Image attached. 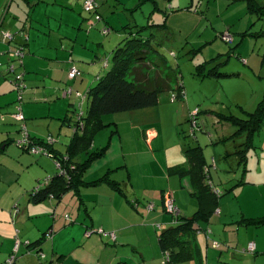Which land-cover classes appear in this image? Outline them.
<instances>
[{"label":"crops","instance_id":"obj_1","mask_svg":"<svg viewBox=\"0 0 264 264\" xmlns=\"http://www.w3.org/2000/svg\"><path fill=\"white\" fill-rule=\"evenodd\" d=\"M84 1L0 0V15L5 7V15H2L0 19V30L6 28L7 33L13 37L12 42H9L11 37L7 36V46L4 43V45L0 44V57L14 50L12 45L15 43L17 46H24L25 54L22 62L9 55L11 59L8 61V67L14 64L16 74L24 77V84L26 86L28 84L29 88L35 87L27 97L26 103H23L17 111L14 107L16 96L12 94L15 93L13 88L8 82L0 87V123L3 125L0 127V264L15 253L18 239L26 245L23 244L18 249L17 255L23 256L22 258L19 256L21 259L17 264H52L59 260L57 264H162L164 252L160 243L162 233L159 230L171 229L177 222L174 216L164 208L163 198L166 199L167 193L172 195L169 191H173L172 198L182 217L193 218L201 208L197 190L189 174L191 163L186 155L187 148L186 151L183 149V154L179 153L172 160H169L166 152H163L165 158L162 163L157 160L162 170L161 175H149L144 160L148 154H153L151 148L160 137L157 127L144 128L140 124H131L151 152L150 150L126 151L124 147L128 148V143L124 142L121 134L120 144L124 147L121 146L119 151L114 152L111 140L120 133L118 124L115 123L116 128L112 131L108 145L98 148L94 141L90 152L106 148L105 154L89 164L80 175L77 185L66 191L62 197L50 195L35 202L30 196L31 190L42 185L44 179L57 176L58 165L47 155H45L47 157L32 156L24 150L14 149L11 144L16 138L13 141L14 137L10 134L13 128L10 122L20 113L25 116L24 120L58 119L61 126H67L70 132L66 141L60 139L59 144L54 141L53 151L58 157H67L69 146L76 134L72 125L77 119V113H73L74 110L71 111L66 103L58 114L55 113L57 109L53 113H44L39 110L46 108L44 105L53 98L57 99L55 104H59L58 100L62 96V91L68 89L70 85L76 89L70 86L69 91L65 92L68 94L71 91L70 94L73 95L74 92L79 94L85 91L87 84L86 97L89 99L88 93L94 86L96 78L103 76L105 65L108 64L109 68L112 64L113 52L123 39L120 33L124 32L125 27L135 24L140 26L166 24L171 44L174 42L183 45L192 44L194 49L204 52L206 51L204 46L215 44L216 33L217 35L223 33L225 26L226 30L233 34L231 29L238 19V10L234 8V5L240 1H247L246 14L250 15L252 20L242 32H237V35L242 41L247 38L259 40L251 36L242 37V35L264 30V21L250 13L248 0H223L226 3V8L223 10L217 7L220 3L218 0H155V3L145 2V0H95L99 7L98 12L103 17V22L97 25L94 22L95 17L85 13ZM9 2L11 4L7 7ZM147 4L152 5V10L149 14L142 15L144 21L141 22L135 14L143 12L142 9ZM6 8H8L7 11ZM253 16L256 18L253 19ZM241 18L243 17H239ZM103 25L116 34L103 36L100 33ZM200 26H202V32L198 35L210 33L207 31L209 28L215 31V35L200 42L196 34ZM109 52L111 60L109 57L106 58ZM218 53L219 55L209 60L218 62L219 58L224 56L222 51ZM104 58L107 60L103 66L101 62ZM1 59L5 62L4 57ZM14 60L16 62L11 63ZM246 63L251 64L248 60ZM6 64L5 62L0 66V82L1 76L6 77L9 72V68L4 67ZM73 69L79 70L81 77L72 79L70 73ZM78 97L81 96L78 95ZM69 101L72 102L68 105L74 104V99ZM253 112L255 111L250 113ZM112 124L114 123L106 125ZM26 126L27 123L22 127L26 130ZM50 126L51 124L49 129ZM259 132L254 134L251 142L254 148H256L254 137ZM26 134L34 140L49 141L55 138L54 133L47 139L43 133L28 132ZM160 148L158 150L162 151L163 145ZM256 153L264 154L257 150ZM249 154L247 157L245 155L244 160L240 158L239 162H236L237 169L241 168L244 176L249 171L246 166ZM153 156L155 155L153 154L152 158ZM227 156L228 154L225 155L226 161ZM204 157L207 165L212 167V178L209 181L217 186L222 184L225 194L220 201V213L215 212L207 220L199 223L202 230L198 231L195 243L200 249L201 264L232 263L231 260L235 256L230 255V251L234 248L220 246L223 243H229L227 227L235 223L239 224V237L241 236L245 241L249 236L250 242L254 243H252L253 252L255 258L259 259L261 255L264 256V223L247 225L244 220L256 223L264 220V216H246L243 214L244 209L239 212L236 205L243 204L244 200L247 202L245 195L252 191L253 187L249 184L253 182L244 178L236 179V182L238 180L236 185L235 183H231L232 186L226 185L227 181L221 178V171L216 169L217 171L213 172L215 167L210 164L205 153ZM261 157L262 159L258 161L259 168L264 164V156ZM87 159V155L82 152L74 161L83 163ZM231 163L234 165L232 160ZM214 177L220 182L214 181ZM106 178L108 183L93 184ZM163 179L166 182L165 192H156L155 190L164 186ZM259 179L264 181V174ZM148 180L151 181L148 182ZM255 182L258 180L256 179ZM237 185H240L239 189L235 190ZM24 194L27 196V203L21 200ZM146 196L149 199H146ZM147 200H150L152 210L146 209ZM18 201L19 203L15 206ZM226 205H229V209ZM16 207L20 210V215L16 217L15 230L11 222H13L12 215L15 213L13 208ZM65 217L73 222L69 223ZM240 217L242 220H239ZM155 224H159L158 228L161 229L156 228ZM241 226L244 227L241 228ZM51 230L54 233L52 244L45 243V236ZM208 231L211 232L209 242L204 234ZM249 232L250 235H248ZM210 242L214 243V247ZM108 244H114L115 250L107 248ZM28 251L31 253L28 254ZM103 256H105L104 259ZM173 264H198V262L189 260Z\"/></svg>","mask_w":264,"mask_h":264},{"label":"rangeland","instance_id":"obj_2","mask_svg":"<svg viewBox=\"0 0 264 264\" xmlns=\"http://www.w3.org/2000/svg\"><path fill=\"white\" fill-rule=\"evenodd\" d=\"M218 2L220 3L217 5V7H219L221 10L226 8V3L223 0H218ZM240 3H236L234 5V8L238 10L237 13L239 16L237 15L238 19L235 22L236 24L234 27L236 28L232 27L231 29L233 34H231L229 30H226V26L224 27L225 31L222 33L223 36L228 34L235 36L233 37L234 40L231 43H228L224 37H221V34L217 35L216 33L215 44L204 46V49L206 51L200 53L198 52L195 55L194 60H192L189 55L185 54L193 49V47L191 46L192 44L183 45L179 44L178 42H174L171 44V46L169 45V49H172L177 53V57H170V61L174 66H179L180 68V83L184 86L185 89V97L183 99L174 100L175 93L165 92L160 95L159 104L157 107L107 115L104 117L105 123L114 124L100 131L96 135L95 142L97 145L96 147L98 148L108 145L111 139L112 131H114L116 128V123L118 124L117 126L120 133L117 135L114 134L115 136L111 140L112 151H119L120 147L123 146L120 144V134L122 135L124 142L128 143V148H125L123 146L126 151L150 150L145 145L144 140L139 137L138 131L133 130L131 124H140L144 128L151 126L157 127V132L159 133L160 137L151 148V150L153 149L152 152L155 155L153 156L154 158H152V153V155L148 154V157L145 160L144 157L141 156L142 160H144V162L147 164V173L149 175H161L162 170L160 168V165L158 164V161L162 163V161L164 160L165 154L163 152H166L167 158L169 160H172L176 158L179 153L183 154V149L186 151V148L188 147L195 148L201 146L203 149V153H205L208 160H210V164L215 167L213 172L217 171L216 169H219L221 171V178L227 181L226 185L230 184V186H232L231 183H235L236 185L238 183V180L236 182V179L243 180L244 178L249 182H253L252 184H249L250 187H253L252 191L245 195L248 203L244 200L243 204L239 205V203H237L236 205L239 212L241 209H244V215L259 217L264 216V181H260L259 179V177L264 174V164L261 168H259L258 161L262 159L261 156H264V154H257L256 150L259 152L262 151V153H264V127L254 137L256 148L253 147V144H251L250 149L244 148L246 150V157L250 153L248 165H246L247 168H249V171L244 176L241 168L239 167L240 169H237L236 167V162H239L240 160V155H237V151L241 148L240 145L244 143V138H241L239 135H235V133L237 132L236 127H234L231 123L224 121L222 116L220 115H235L238 118L246 120L248 116L247 113L255 111L257 105H259V103L264 98V39L255 40L247 38L242 41L241 37L237 35V32H242L243 29H245L252 20L251 16L246 14L247 1H240ZM10 4L11 2H9L7 7H9ZM4 8L0 15V19L5 15ZM7 10L8 8H6V11ZM142 10L143 12H137L135 14V16L139 18V21L141 22L144 21V16L142 15L149 14V12L152 10V5H145ZM85 13L89 15L91 14L86 11ZM93 17H95L94 22L96 23V25L103 22V20L96 19L97 15H93ZM239 17L243 18L239 19ZM254 18L256 17L253 16V19ZM3 29L4 30L0 31V44H5V46H7L8 40L5 38V35L9 33H7L6 28ZM104 29L105 25L102 26V30L100 31L103 36L108 37L109 35L112 36L116 34L115 32H111L109 35H105L103 33ZM218 29L221 30L220 28ZM207 31H209L210 33L207 32L206 34L204 33L201 36L198 34L202 32V26L197 28L196 34L200 42L210 39L215 35V31L212 28H209ZM210 47L212 49H208ZM217 51H222V53H224V56L222 55V57L219 58L218 62L214 61L217 63H221L220 67L218 66V72L231 76L226 78L214 76L209 77L207 76V74L210 70H201V72L205 74H198L196 68V66H198L197 64L203 63V61H206L207 59L209 60L212 57L219 55ZM228 53H230L231 55L228 56ZM239 54L240 56H238ZM1 57H4L5 62L7 63V66L4 65V67L8 69V61L11 58L8 54L1 55ZM1 57L0 63L4 64L5 62H3ZM108 57L109 59L111 58L110 52L108 53L106 58ZM245 59H247L251 64L248 65L246 63L247 60ZM106 60L107 59L105 58L104 60H102L101 63L103 66L105 65ZM214 62L210 63L212 64L210 67L213 69L216 66L215 65L214 67H212ZM210 67L209 69H211ZM203 69L206 68L204 67ZM1 77L0 87L6 84L5 82H8L15 92L12 94H14V97L16 96L14 107L17 111L23 106V103H26L27 97L35 87L29 88L27 84L26 89L23 90V93L20 96L19 93L15 90L12 82L14 74L8 73L6 77ZM90 79L93 80L92 77H90ZM70 86H68V89L62 91V96H60V99L58 100L59 104L56 105L55 103L57 99L53 98L46 105H44L46 106V108L44 107L39 111L44 113H53L57 109V112L55 113L58 114L60 111H62L61 108L63 104L66 103L67 106L71 108V111L74 110L73 113H77V115H87L91 102V100L87 99L86 97L87 84L85 86V91L79 94L78 92H74L73 95L69 93L66 94L65 92L69 91L71 87L74 88L73 86ZM78 95H80L81 97L79 98ZM72 99H74V104L68 105L69 102H72L69 100ZM13 121L10 122V126H12L13 128L10 134L14 137L13 141L16 138L14 143L12 142L11 144L14 149L22 150L19 142L23 141L25 134L28 132H34L35 134L43 133L45 134L46 139L50 136V134L54 133L53 135L55 136V138L53 141H57V144L60 143V139L66 141L70 132V129L67 126H61V123L58 122V119L55 118L17 121L16 119H13ZM26 123L27 131L23 130L22 127ZM49 124H51L50 129ZM0 127H3L2 123H0ZM162 145V151L158 150V148L162 147ZM164 147L166 149H164ZM226 154H228L227 161L225 158ZM43 157L47 156L43 155ZM231 160L234 162V165H232ZM256 179L258 180V182H255ZM150 181L151 180H148V182ZM214 181L220 182L218 178L215 177ZM162 182H164L162 184L164 186L159 190H155L156 192H165L166 182L164 179ZM220 185L224 189V186L222 184ZM239 186L240 185L235 186V190L239 189ZM225 187L228 188V186ZM20 191L22 194V189H20ZM169 192L173 196L174 192L171 190ZM146 199L149 198L147 197ZM21 200L23 201V203H27V196L25 194L22 195ZM18 203L19 201L16 202L15 206ZM150 204V200H147L145 204L147 210H152L150 209ZM226 208L229 209V205H226ZM13 209L15 215H12L13 222H11V225H13L16 230V217L20 215V210L18 209V207ZM218 213H220V211ZM240 219L241 217L239 218V220ZM66 220H69V223L73 222V220H71L70 218H66ZM158 225L155 224V227L158 228ZM243 227L244 226H241V228ZM238 229L239 224L237 223L229 225V227H227V241L229 243H223V245L221 244L220 246H225L226 248H230L231 246L234 248L230 251V255L233 254V256H235L234 259L231 260V264H264V256L261 255L259 259L255 258L253 252L254 250L251 251L249 249L250 244H252L253 242H250L251 239L249 238V236H247L245 241L241 236L239 237ZM243 230L245 231V229ZM159 231L160 233H162L163 231H165V229L162 228ZM52 233L53 230H51L50 233L45 236V243L52 244L51 241L54 237V233L53 235ZM210 233V231L204 233L208 242L211 240L208 239L211 235ZM217 233L218 232L216 230V234ZM250 234L251 233L249 232L248 235ZM213 241L214 240L212 239V242ZM212 242H210V244L214 247V243ZM23 244L25 243H21V240L18 239L16 242V248L14 249L15 253L11 257L8 256L3 261V264H17L23 256L22 254H20L19 256H21V258H19V256L17 255L19 247ZM27 245L30 246L31 244L27 243ZM107 248H112L113 250H115L114 244H108ZM30 253L31 252L28 251V254ZM36 255H38V253ZM41 255L42 258H44L43 253H41ZM104 258L105 256H103V259ZM161 263L170 264L169 262H165L164 254L162 255Z\"/></svg>","mask_w":264,"mask_h":264},{"label":"trees","instance_id":"obj_3","mask_svg":"<svg viewBox=\"0 0 264 264\" xmlns=\"http://www.w3.org/2000/svg\"><path fill=\"white\" fill-rule=\"evenodd\" d=\"M149 1L155 3V0H145V2ZM248 3L250 13L264 21V3H262V0H248ZM98 9L92 12L91 15H97L96 19L102 20L103 17L98 12ZM106 29L111 32V29L107 26H105ZM120 34L123 39L113 52L112 64L109 68L108 64L105 65L103 76L96 78L94 86L88 93L91 102L87 115H77V119L72 125L76 134L69 146L68 156L58 157L53 151L54 143L48 140H34L28 136L27 140H24L25 142L19 143L23 148L22 150L32 156L47 155L58 165L59 172L57 176L44 179L41 183L42 185H38L31 190L30 196L35 202L50 195L62 197L66 191L78 184L80 175L88 168L89 164L105 154L106 148L101 149V151L90 152L96 135L108 127L104 123L105 116L156 107L159 104L160 95L165 92L175 93L174 100H181L185 97L184 86L180 83V68L179 66H174L170 61V57H177V53L169 49L171 42L166 24L129 25ZM247 36L264 39V30L256 33L247 32L242 35V37ZM221 37H224L222 33ZM198 51L200 53L199 49L193 48L185 54L194 60ZM214 61L216 60H207L197 64L198 74H205L201 70H210L207 74L209 77L226 78L231 76L219 73L218 66L220 67L221 63ZM211 62H214L212 67L216 65L214 69L210 67L212 65L210 64ZM204 67L206 69H203ZM220 115L224 121L236 127L237 132L235 135L244 136V143L240 145L241 148L237 151L241 160H244L245 149H249L254 134L261 131L263 127L264 98L255 112L248 114L246 120L235 115ZM38 147L44 148L45 152L40 155L31 153V148ZM82 152L87 155L88 159L83 163H77L74 159ZM186 155L191 163L189 174L197 190L196 194L198 195L201 208L193 218L180 216L171 229L162 232L160 243L163 252L170 254V264L189 260H196L198 264L202 263L200 249L195 243L198 231L202 230L199 223L219 211L221 198L225 194V189L220 185L208 183L212 178V167L207 165L202 147H188ZM206 170L208 171L206 172ZM103 183H108L107 178L100 179L93 184L99 185ZM213 187H218L219 192ZM165 203L164 197L163 205L166 209ZM244 223L247 225H259L264 223V220L256 223L244 220ZM58 262L54 261L52 264Z\"/></svg>","mask_w":264,"mask_h":264},{"label":"built area","instance_id":"obj_4","mask_svg":"<svg viewBox=\"0 0 264 264\" xmlns=\"http://www.w3.org/2000/svg\"><path fill=\"white\" fill-rule=\"evenodd\" d=\"M98 9V4L96 3L95 0H86L85 3H84V10L88 13H92V12H95L96 10ZM110 31L108 29L104 30V34L107 35ZM7 36H10L11 40H9V42L11 41L12 42V35H5V38H7ZM225 40L230 43L233 41V37L232 35L228 34V35H225L224 36ZM25 52V48L24 46H21V45H18L16 47V49L14 48V50H10L8 55H10L11 58L19 61V62H22V59L24 57V53ZM13 61L11 63H15L16 61ZM2 65V63H0V66ZM9 72L8 73H11V74H14V77L12 79V82L16 88V91H18L19 95L21 96L22 93H23V90L26 89V85L24 84V77L22 75H17L16 74V68H15V65L14 64H10L9 67ZM78 76H80V72L77 70V69H73L70 73V77L73 79V78H77ZM71 92V91H70ZM69 92V94H70ZM16 119L18 120H24V116L23 114H17L16 116ZM25 130V127L23 128ZM28 138V135L26 134V137H25V141L27 140ZM23 141V142H25ZM49 142L51 143H54L53 140H49ZM45 152V149L44 148H41V147H38V148H31V153L33 154H42ZM208 170H206L207 172ZM209 184H212V182L208 181ZM213 185V184H212ZM213 189H215L217 192H219V188L218 187H213ZM166 203H165V207H166V210L168 213L172 214L174 216V218L176 219V221L178 220V218H180L181 216V213H180V210L179 208L175 205L174 203V200L172 198V195H169L167 193V196H166ZM219 212V211H218ZM111 236H113V234H111ZM251 251L254 249L253 247V244H250V248H249ZM164 258H165V262H169L170 261V254L168 252L164 253ZM54 264H57V263H54Z\"/></svg>","mask_w":264,"mask_h":264},{"label":"water","instance_id":"obj_5","mask_svg":"<svg viewBox=\"0 0 264 264\" xmlns=\"http://www.w3.org/2000/svg\"><path fill=\"white\" fill-rule=\"evenodd\" d=\"M17 47V44L15 43L14 45H12V48H15L16 49Z\"/></svg>","mask_w":264,"mask_h":264}]
</instances>
